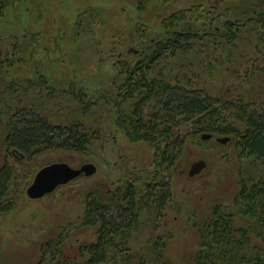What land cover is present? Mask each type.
<instances>
[{"label": "rangeland", "instance_id": "rangeland-1", "mask_svg": "<svg viewBox=\"0 0 264 264\" xmlns=\"http://www.w3.org/2000/svg\"><path fill=\"white\" fill-rule=\"evenodd\" d=\"M197 6L210 18L196 21L193 27L209 29L211 24L213 33L209 50L202 54V67L211 64V70L201 72L194 84L215 94L241 86L243 93L247 70L258 62V31L253 23L228 43L224 27L229 20L238 25L264 16V0H13L0 16V166L8 161L16 170L11 192L17 201L12 212L0 216L1 264H65L66 259L68 264H85L79 248L98 238L97 228L83 226L88 192L115 189L128 180L143 187L156 171L154 149L146 142L131 141L118 125L127 94L125 69L145 57L152 39L165 38L164 19ZM138 29L145 30V41ZM131 49L138 53H129ZM166 66L154 68L164 71ZM179 73L173 64L165 71L173 82ZM13 86H19V91L8 98L6 92ZM23 89L30 91L26 97ZM49 91H56L58 97L47 98ZM27 98L36 106L43 101L41 110L55 123L80 120L99 128L100 139L87 153L51 151L32 162L16 150L8 151L6 107L14 109ZM260 103L264 106V99ZM187 131L182 128L181 134ZM218 138L201 143L200 135L197 141H188L183 156L168 171L173 197L163 215L155 221L150 205L140 212L130 244L135 251L145 253L148 241L160 236L165 238V257L172 264L190 263L200 244L198 221L214 205L231 206L240 175L252 167ZM200 160L206 161V169L190 177L191 166ZM57 163L74 169L94 164L97 173L61 185L41 199H30L27 190L36 175ZM59 238L64 244L61 253L42 249Z\"/></svg>", "mask_w": 264, "mask_h": 264}, {"label": "trees", "instance_id": "trees-1", "mask_svg": "<svg viewBox=\"0 0 264 264\" xmlns=\"http://www.w3.org/2000/svg\"><path fill=\"white\" fill-rule=\"evenodd\" d=\"M12 1L0 0V16ZM204 18L210 17L202 11V6H197L164 19L165 38L152 39V48L145 57L134 68L126 66L127 94L119 110L118 125L131 141L146 142L154 149L157 169L148 175L143 187L128 180L115 189L93 188L88 192L83 226L97 228L98 238L80 246L79 256L85 259V264H172L165 257V238L149 240L145 253L135 251L131 240L146 205L155 211V221L163 215L173 197L168 171L183 156L188 141H197L205 134L213 138L229 137L228 145L237 158L250 162L252 167L245 175H240L239 191L232 205H214L198 221L200 244L189 264H264V106L260 103L264 99V81L257 84L264 79V16L249 18L238 25L227 21L224 38L228 43L236 40L235 36L244 28L256 25L258 62L247 70L243 93L239 86L235 91L230 89L219 94L194 84V79L202 76L201 72L211 70V64L202 67L205 63L202 54L209 50L213 33L211 24L203 23L206 27L208 24L209 29L193 27ZM137 33L145 41V30L138 29ZM163 63L167 64L164 71L154 68ZM170 64L180 71L173 77L175 82L165 75ZM19 88L11 87L6 92L8 98L15 97ZM23 92L26 97L30 91L23 89ZM46 97L58 96L56 91H49ZM27 100L14 109L6 107L5 144L8 151L16 150L25 155L28 162L51 151L87 153L100 139L99 128L80 120L55 123L41 110L43 101L36 106L29 98ZM185 127L188 131L181 134ZM212 139H202L201 143L212 142ZM15 172L8 161L0 166V216L16 208L17 201L11 192ZM62 245L59 238L46 243L42 249L61 253ZM52 259H57L56 255ZM64 262L68 264L67 259Z\"/></svg>", "mask_w": 264, "mask_h": 264}, {"label": "water", "instance_id": "water-1", "mask_svg": "<svg viewBox=\"0 0 264 264\" xmlns=\"http://www.w3.org/2000/svg\"><path fill=\"white\" fill-rule=\"evenodd\" d=\"M138 51L131 49L129 53ZM213 135H203V140H210ZM217 141L221 144H227L230 141L229 137H220ZM207 163L204 160L195 162L190 170L189 176L195 177L206 169ZM97 173V167L94 164H86L80 169H74L67 163H57L42 169L35 177L33 184L28 188L27 195L30 199L36 200L45 197L57 190L61 185H66L69 182L81 177L92 176Z\"/></svg>", "mask_w": 264, "mask_h": 264}]
</instances>
